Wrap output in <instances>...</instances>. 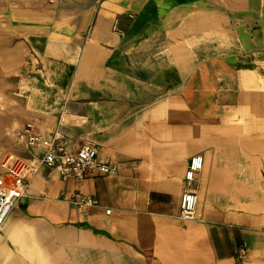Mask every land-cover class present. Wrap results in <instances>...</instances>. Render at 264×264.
I'll return each mask as SVG.
<instances>
[{
	"label": "crops",
	"instance_id": "0c3cea01",
	"mask_svg": "<svg viewBox=\"0 0 264 264\" xmlns=\"http://www.w3.org/2000/svg\"><path fill=\"white\" fill-rule=\"evenodd\" d=\"M29 124L116 169L40 172L0 264H264V0H0V140L41 158Z\"/></svg>",
	"mask_w": 264,
	"mask_h": 264
},
{
	"label": "built area",
	"instance_id": "2783aa9c",
	"mask_svg": "<svg viewBox=\"0 0 264 264\" xmlns=\"http://www.w3.org/2000/svg\"><path fill=\"white\" fill-rule=\"evenodd\" d=\"M69 117V114H63L59 126L66 124ZM17 137L24 148L44 146L46 151L41 158H28L19 147L7 148L0 153V230L16 202L26 195L32 180L43 170L55 174L62 180L83 181L96 173L110 174L116 169L99 160L97 147L92 142H86L70 150L67 140L60 131L49 137L45 132L29 124L17 133ZM201 167V158H194L186 176L188 188L182 194L183 219L195 217L198 196L191 190V186L196 171ZM77 203L86 206L94 204L95 201L91 197L79 195Z\"/></svg>",
	"mask_w": 264,
	"mask_h": 264
},
{
	"label": "rangeland",
	"instance_id": "374dc122",
	"mask_svg": "<svg viewBox=\"0 0 264 264\" xmlns=\"http://www.w3.org/2000/svg\"><path fill=\"white\" fill-rule=\"evenodd\" d=\"M3 132L1 131V129H0V136L1 137H3ZM11 147H16V146H14V145H12L8 140H6V139H1L0 140V153L3 151V150H5V149H7V148H11Z\"/></svg>",
	"mask_w": 264,
	"mask_h": 264
}]
</instances>
